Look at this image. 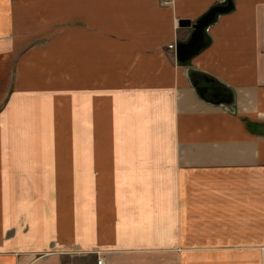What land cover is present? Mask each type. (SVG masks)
<instances>
[{
  "label": "crops",
  "instance_id": "1",
  "mask_svg": "<svg viewBox=\"0 0 264 264\" xmlns=\"http://www.w3.org/2000/svg\"><path fill=\"white\" fill-rule=\"evenodd\" d=\"M233 4L191 66L176 51L148 73V106L110 125L90 100L63 140L23 117L24 76L4 47L17 10L0 0V264H264V0ZM181 28L144 43L187 39ZM189 67L229 86L231 108L200 98Z\"/></svg>",
  "mask_w": 264,
  "mask_h": 264
},
{
  "label": "rangeland",
  "instance_id": "2",
  "mask_svg": "<svg viewBox=\"0 0 264 264\" xmlns=\"http://www.w3.org/2000/svg\"><path fill=\"white\" fill-rule=\"evenodd\" d=\"M176 1L151 0L146 8H126L120 5L124 0H13L15 28L6 35L4 47L13 53L18 76H24L23 117L44 119L46 134L67 140L70 125L84 117L90 100L95 107L103 99L110 125L118 116L136 112L139 104L148 106L159 90L149 88L156 79L148 73L164 71L166 58L176 54L179 43L190 41L194 28L187 39L180 33L166 45L144 40L168 38L171 25L176 33L182 30L180 19L191 17L196 23L214 6L227 4L181 0L183 10L176 12ZM167 8L172 16L164 15ZM210 25L205 29L209 43ZM190 60L176 64L191 66ZM59 145L69 146L67 141L55 142V148Z\"/></svg>",
  "mask_w": 264,
  "mask_h": 264
},
{
  "label": "water",
  "instance_id": "3",
  "mask_svg": "<svg viewBox=\"0 0 264 264\" xmlns=\"http://www.w3.org/2000/svg\"><path fill=\"white\" fill-rule=\"evenodd\" d=\"M232 7L233 3L229 0L228 6L212 9L196 23H193L189 19H180L179 25L181 27L191 26L194 28V32L192 38L188 43H179L177 45L176 51L178 59L182 62H185L201 52L208 45V39L205 34V29L215 20L216 13L228 12L232 9ZM201 74L202 73L197 68L189 67V78L198 96H200V98H202L203 100L215 102V99H210L207 97V87L200 84L201 76L204 75ZM211 80L213 82H216L218 84V87L225 92L224 95L219 99V101L225 103L226 106L231 108L232 104L234 103L233 90L221 81L215 80V78H212Z\"/></svg>",
  "mask_w": 264,
  "mask_h": 264
},
{
  "label": "flooded vegetation",
  "instance_id": "4",
  "mask_svg": "<svg viewBox=\"0 0 264 264\" xmlns=\"http://www.w3.org/2000/svg\"><path fill=\"white\" fill-rule=\"evenodd\" d=\"M207 78L205 79L207 80L206 85H204L207 87V92H206L207 97H209L210 99H220L225 92L221 88L212 84L211 80L209 81Z\"/></svg>",
  "mask_w": 264,
  "mask_h": 264
},
{
  "label": "trees",
  "instance_id": "5",
  "mask_svg": "<svg viewBox=\"0 0 264 264\" xmlns=\"http://www.w3.org/2000/svg\"><path fill=\"white\" fill-rule=\"evenodd\" d=\"M230 1H232V0H230ZM232 2H233V1H232ZM228 4H229V0H227V4L214 6L213 8L210 9V11H211L212 9L217 8V7H226V6H228ZM210 11H209V12H210ZM209 12H208V13H209ZM224 13H225V12H224ZM219 14H221V13H220V12L216 13L215 18H216Z\"/></svg>",
  "mask_w": 264,
  "mask_h": 264
},
{
  "label": "built area",
  "instance_id": "6",
  "mask_svg": "<svg viewBox=\"0 0 264 264\" xmlns=\"http://www.w3.org/2000/svg\"><path fill=\"white\" fill-rule=\"evenodd\" d=\"M97 264H104V260H103V258L101 256H98Z\"/></svg>",
  "mask_w": 264,
  "mask_h": 264
}]
</instances>
